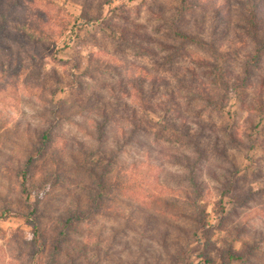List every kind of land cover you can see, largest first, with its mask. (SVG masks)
Segmentation results:
<instances>
[{
	"label": "rangeland",
	"instance_id": "1",
	"mask_svg": "<svg viewBox=\"0 0 264 264\" xmlns=\"http://www.w3.org/2000/svg\"><path fill=\"white\" fill-rule=\"evenodd\" d=\"M138 69L177 117L127 144ZM195 147L197 192L176 164ZM91 204L76 264H224L225 240L253 247L227 264H264V0H0V264H45L59 215Z\"/></svg>",
	"mask_w": 264,
	"mask_h": 264
},
{
	"label": "trees",
	"instance_id": "2",
	"mask_svg": "<svg viewBox=\"0 0 264 264\" xmlns=\"http://www.w3.org/2000/svg\"><path fill=\"white\" fill-rule=\"evenodd\" d=\"M88 23L83 22L81 25H77L76 30L80 31L83 26H87ZM134 36L137 37L136 33L131 32ZM179 34H181L179 32ZM177 33V35H179ZM182 39V36H179ZM122 38L130 39L128 42L132 46L140 47V43L136 41V39L129 37H125L122 35ZM184 38H189L188 36L184 35ZM262 48L259 46L257 48V52H259ZM161 83H164L163 79L159 76H155L154 74L150 73L146 69H138V72L134 74V76L127 82L125 89L127 93H121L127 98H131L132 102L138 106V110L136 108H132L127 106V133L125 134V140L127 144L129 142H133L135 137V133L145 132V126H157L158 122H162L159 125L161 129H166L167 126L175 127V123L172 118L177 117V113L172 110V108L163 107L162 103H155L153 101L154 95L158 91V87ZM119 89L124 87V85L118 84ZM183 88V87H182ZM183 90V89H182ZM184 91L187 98L195 99L199 97V92L193 89V87L186 85L184 87ZM132 92L135 96H132ZM165 96V95H164ZM168 97V96H167ZM159 110V111H158ZM158 120V122L156 121ZM203 127V126H202ZM181 132V131H180ZM49 140L48 133H42L39 139L40 144L42 147L46 146V141ZM193 155H182L178 158L179 164L183 166L186 170L185 177L188 179L189 183L193 186L196 190L199 188L196 181V172L199 170V163L205 159V153L202 149H197L196 147L193 149ZM229 172V171H227ZM226 176V175H225ZM225 176H221L223 181L220 182L222 193L230 194L232 190L231 181ZM24 178V176H23ZM199 190V189H198ZM95 201V200H94ZM95 210V204H91L83 210H77L76 207L68 206L63 212L59 215V221L61 224L55 226L54 229V240H52L48 245V255L46 259H44L45 264H58L60 256L67 257L69 261L76 264L77 261H73L74 258H83L86 256V253L83 252L82 247H79L78 243H75V246L72 244V240L70 239V233L73 231L74 226L81 220L85 219L89 214H91ZM9 212H3V218H8ZM17 216L25 221L32 229L33 241L34 246L36 248V256L40 255V252L44 248V244H42L38 240V225L34 218H31V215H24V214H17ZM223 247L224 254V264L234 261H241L243 260L244 256L249 255L250 250L253 248L251 246H247V248L243 249L242 251L236 250L233 246V241L225 240ZM83 249L85 246L83 245ZM91 264L89 259L85 261H81L80 264ZM210 263V260L204 261L203 264Z\"/></svg>",
	"mask_w": 264,
	"mask_h": 264
}]
</instances>
